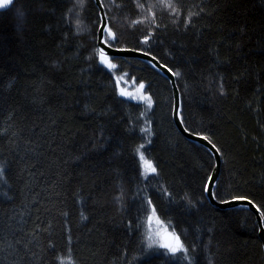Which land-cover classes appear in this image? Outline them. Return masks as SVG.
Segmentation results:
<instances>
[{"label": "trees", "instance_id": "16d2710c", "mask_svg": "<svg viewBox=\"0 0 264 264\" xmlns=\"http://www.w3.org/2000/svg\"><path fill=\"white\" fill-rule=\"evenodd\" d=\"M101 2L116 47L179 73L184 128L221 157L215 200L251 201L264 226V0ZM98 26L92 0L0 12V264H185L146 250L150 209L188 264H264L254 216L206 201L213 159L175 129L168 82L113 59L151 107L120 97L99 65Z\"/></svg>", "mask_w": 264, "mask_h": 264}, {"label": "water", "instance_id": "95a60500", "mask_svg": "<svg viewBox=\"0 0 264 264\" xmlns=\"http://www.w3.org/2000/svg\"><path fill=\"white\" fill-rule=\"evenodd\" d=\"M12 2L13 0H7V2H5V0H0V4L4 5L0 7V12L8 10ZM92 2L97 8L98 15H99V26H98L97 33H96V48L98 51L99 65L104 67L105 69L107 68L106 65L100 62L99 51L101 48H103L105 53L108 55L110 59L112 57H115V59L127 58V59H135V60L141 61L142 63L149 66L152 70H154L158 75L163 77L168 82L169 87L171 89V94H172L171 118H172V122L174 124L175 129L187 141L197 144L201 146L202 148H204L211 155L213 159V168L209 175V178L214 180V184H213V193H214L215 186H216L219 173H220V168H221V157H220L218 150L216 148H213V144L210 143L207 139H205V137H202L199 135H193L184 128L182 118H181V96L177 88L175 75L166 66L161 64L158 60H156L154 57L150 56L149 54H145L144 52L135 51V50L117 52L113 49L108 48L106 45L102 44L100 42V25L101 23L106 22L108 26L107 18H106L105 10L103 8L101 0H92ZM204 196H205L206 201L216 209H219V210L243 209V210L250 212L255 218V222L257 225V229H258V238L261 242L263 255H264L263 221L259 214L258 209L251 201L244 199V198H235V199L225 201V202H217L215 200L214 194L209 195V193L206 192L205 189H204Z\"/></svg>", "mask_w": 264, "mask_h": 264}, {"label": "rangeland", "instance_id": "374dc122", "mask_svg": "<svg viewBox=\"0 0 264 264\" xmlns=\"http://www.w3.org/2000/svg\"><path fill=\"white\" fill-rule=\"evenodd\" d=\"M107 23H108V20H107ZM106 69L112 73L114 80H115L116 88H117V91L120 97L130 100L134 103H141L149 110L150 107L148 106L147 101L144 99H141L142 96H145V97H148V96L144 93L143 89L139 88V85H135L131 81H129L125 74L117 73L115 71L116 68L115 69L106 68ZM119 77H123V79H121L119 84H117V78ZM121 89H124L127 93H130L131 95L121 96L120 95ZM137 158L139 161V166H140L142 177L148 178L149 176H152L154 172H150V171L147 173L145 172L143 163L139 159V153L137 155ZM144 225H145L144 226L145 228L144 229V243H145V248L147 251L160 252L164 254L165 256H168L172 260H177L179 262H185V264L189 263V260L186 257V253L183 247H178V250L174 253L170 251V248L164 247V245H169L170 247H177V241L175 239L177 236L169 229V227L166 224L160 221V219L157 217V215L152 209L148 211ZM179 245H181L180 241H179ZM65 264H73V263H71L70 261H67V263Z\"/></svg>", "mask_w": 264, "mask_h": 264}, {"label": "snow or ice", "instance_id": "6c2138e0", "mask_svg": "<svg viewBox=\"0 0 264 264\" xmlns=\"http://www.w3.org/2000/svg\"><path fill=\"white\" fill-rule=\"evenodd\" d=\"M5 2H7V0H5ZM79 2L82 3L83 0H79ZM2 6H4V5L0 4V7H2ZM149 39H150V36L146 35L144 37L142 43L147 44ZM100 42L102 44L106 45L108 48L113 49V50H115L117 52L133 51L132 49L116 47V44L118 43L117 37H116L115 33L112 32L111 28L107 26L106 22L105 23H101V25H100ZM145 54H147V53H145ZM99 56H100V62L102 64L106 65V67L108 69H115L117 67V65L115 63L111 62V59H115V57H112L110 59L108 57V55L105 53L103 48L100 49ZM174 75H179V73H174ZM121 79H123V77L117 78V84H119ZM139 88L143 89L144 85L140 84ZM120 95L121 96H129L131 94L127 93L124 89H121ZM141 99L146 100L147 103H148V106L151 107V99H150V97L142 96ZM142 131L145 132V133L150 134V129L149 128L142 129ZM205 139H207V138H205ZM143 148H144V145L141 144L140 147L137 149V152L139 153V159L143 163V166L145 168V172L146 173L149 172V171L150 172H155L156 171L155 167H153L151 162L145 158L144 153L141 151V149H143ZM213 148H215L214 145H213ZM213 184H214V180L209 178L207 180L206 187H205V191L208 192L209 195H213L214 194L213 193ZM258 211H259V209H258ZM261 215H264V212H262ZM175 239L177 241V247H170L169 245H164V247L170 248V251L173 252V253L178 250V247H182V245H179V237H176Z\"/></svg>", "mask_w": 264, "mask_h": 264}]
</instances>
